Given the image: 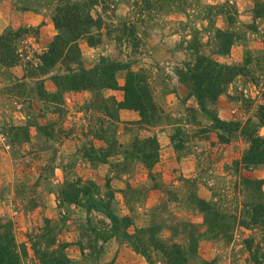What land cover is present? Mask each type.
<instances>
[{
	"label": "rangeland",
	"instance_id": "obj_1",
	"mask_svg": "<svg viewBox=\"0 0 264 264\" xmlns=\"http://www.w3.org/2000/svg\"><path fill=\"white\" fill-rule=\"evenodd\" d=\"M75 1L0 0V124L11 145L0 146V219L15 224L26 246L22 264H41L43 252L60 254L65 243L70 264H149L132 236L141 228L188 264H258L247 247L264 253V218H253L255 209L264 215V15L256 0H105L96 7L105 23H133L137 35L120 47L112 26L94 28L101 43L79 42L83 64L104 59L120 68L119 90L103 93L118 101L131 71L148 77L158 110L151 126L135 123L139 112L137 121L96 112L91 91L41 94L58 91L51 76L59 66L41 71L40 56L56 35L68 38L55 14ZM201 57L233 68L217 96L208 87L210 113L259 138L202 112L187 72L210 71ZM92 206L115 215L119 229L96 261L81 250L95 242L89 218L111 221ZM52 229L56 244L48 246L42 236ZM157 253L156 264L169 261Z\"/></svg>",
	"mask_w": 264,
	"mask_h": 264
},
{
	"label": "trees",
	"instance_id": "obj_2",
	"mask_svg": "<svg viewBox=\"0 0 264 264\" xmlns=\"http://www.w3.org/2000/svg\"><path fill=\"white\" fill-rule=\"evenodd\" d=\"M106 3L105 0H78L75 2H67V4L58 7L55 14L56 26L59 29H65L68 33V38L62 35H56L54 40L49 46V49L45 51L41 56L40 60L43 62L40 67L41 71L47 72L51 66L57 67L56 74L52 75V80L58 87V91L55 94L44 93L47 97L59 96L63 92H81V91H91L93 92L92 109L96 112H103L112 120L117 121L121 110L128 109L134 110L140 113L141 121L135 122L136 124H146L148 126L155 125L154 120H156V115L158 110L154 103V96L151 90V85L148 77L143 75V73L130 72L125 85L122 87L124 91V100L118 101L114 96L105 97V90H119V85L117 83V72L120 70L118 66L107 64L104 59L100 60L98 66L94 68H86L82 61V53L80 48V41L85 37H89V42L91 44L101 43V33L93 34L92 30L94 28H102L103 25L117 30L118 35L115 37V41L118 46L122 47L131 43L135 40L137 35V28L133 23L130 22H118L116 25L113 23H105L104 18L97 13L96 7L100 4ZM93 12H96V17ZM256 12L258 16L264 15V4L260 0H256ZM199 62L206 63L209 67L207 71L206 68L190 69L187 68L189 72L188 78L194 82V91L198 98L199 105L202 112L206 113L209 117L213 119L214 122L220 124H226L230 128H234L235 132H241L242 135L249 137L251 140H256V131L247 132L245 127L234 123L221 122L216 114L210 113L206 106L205 97L208 92V87L213 84L217 87V92L215 96L222 91L218 84L227 85L231 78L233 68L227 66L223 67L221 64L210 60L206 57H201L198 59ZM218 70L216 74L214 70ZM214 75V76H213ZM148 119H150L148 121ZM3 128V127H2ZM232 128V130H233ZM4 131V129H3ZM5 133V131H4ZM6 135V134H5ZM150 140V139H149ZM154 152L157 158V152L159 151V145L157 139L154 141ZM252 149V148H251ZM253 151V150H251ZM254 152V151H253ZM257 155V154H255ZM264 155V153L262 154ZM154 155L147 156L151 159ZM258 186L261 181H254L253 183ZM209 206V205H208ZM91 210L99 211L106 218L111 221L110 226L104 225L103 222H98L95 225L91 218H89L90 232L95 238V242L88 245L87 248L83 247L82 255L92 261H96L102 252L104 251V245L111 239L115 238L119 232L117 227V217L108 211H103L92 206ZM254 220L257 221L259 218H264V215H260L258 210H254L253 215ZM47 224L51 223V220H46ZM261 223L264 225V221ZM55 227H53L54 229ZM53 229L48 230L46 235L42 237L45 239V243L48 246H54L56 244L55 237L53 236ZM15 224L13 222H5L0 219V264H22L23 258L27 256V250L25 245L18 244L15 235ZM152 230L136 229L135 234L132 235L135 242L136 250L144 257L147 258L149 264H156L154 262L153 256H156L160 251L169 261L166 264H188L187 257H171L173 254H177L174 249L162 246L154 243L151 237H146L150 235ZM39 236H37L38 238ZM251 242V241H249ZM67 244L60 245V254L49 255L47 252H43L41 255V264H70L71 261L66 254ZM248 251L251 256L261 264L258 258L259 254L262 253L261 247L257 250L253 249L251 243L248 244ZM35 249V248H34ZM86 250L89 251L86 253ZM39 253L35 249V253Z\"/></svg>",
	"mask_w": 264,
	"mask_h": 264
},
{
	"label": "crops",
	"instance_id": "obj_3",
	"mask_svg": "<svg viewBox=\"0 0 264 264\" xmlns=\"http://www.w3.org/2000/svg\"><path fill=\"white\" fill-rule=\"evenodd\" d=\"M122 86V83L121 85ZM119 101H121V99H119ZM120 116L123 120H127V121H137L139 119V115L138 112L134 111V110H128V109H123L120 111ZM109 246H111V242L112 239L108 241ZM107 244V243H106ZM105 244V246L107 247V245Z\"/></svg>",
	"mask_w": 264,
	"mask_h": 264
},
{
	"label": "built area",
	"instance_id": "obj_4",
	"mask_svg": "<svg viewBox=\"0 0 264 264\" xmlns=\"http://www.w3.org/2000/svg\"><path fill=\"white\" fill-rule=\"evenodd\" d=\"M0 146L6 151L11 149V145L7 141V136L5 135L1 124H0Z\"/></svg>",
	"mask_w": 264,
	"mask_h": 264
}]
</instances>
